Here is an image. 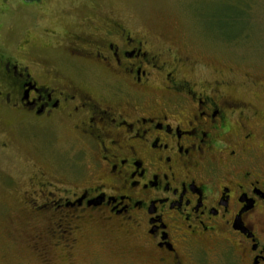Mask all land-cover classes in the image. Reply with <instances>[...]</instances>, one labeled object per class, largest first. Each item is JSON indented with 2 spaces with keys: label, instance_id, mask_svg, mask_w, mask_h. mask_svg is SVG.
Here are the masks:
<instances>
[{
  "label": "flooded vegetation",
  "instance_id": "af4514ba",
  "mask_svg": "<svg viewBox=\"0 0 264 264\" xmlns=\"http://www.w3.org/2000/svg\"><path fill=\"white\" fill-rule=\"evenodd\" d=\"M92 31L61 52L83 78L58 60L61 70L0 54V106L65 122L91 160L73 171V190L66 174L31 178L52 188L24 202L45 221L42 249L69 252L95 218L134 237L147 264H264V111L253 90L207 78L115 20Z\"/></svg>",
  "mask_w": 264,
  "mask_h": 264
},
{
  "label": "rangeland",
  "instance_id": "374dc122",
  "mask_svg": "<svg viewBox=\"0 0 264 264\" xmlns=\"http://www.w3.org/2000/svg\"><path fill=\"white\" fill-rule=\"evenodd\" d=\"M110 20L152 48L191 57L207 78L222 76L253 90V103L264 111V0H0V54L31 67L61 70L59 62L69 78H83L61 52L77 44L74 34L89 40L94 27ZM58 122L0 106V264H147L134 237L95 218L78 224L69 252L52 244L42 249L48 242L36 235L47 231L45 221L30 220L24 202L32 194L41 204L52 188L33 187L31 178L45 184L66 174L73 190V171L91 170L69 125Z\"/></svg>",
  "mask_w": 264,
  "mask_h": 264
}]
</instances>
